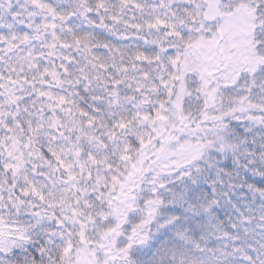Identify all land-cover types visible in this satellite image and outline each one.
<instances>
[{
  "label": "snow or ice",
  "instance_id": "6c2138e0",
  "mask_svg": "<svg viewBox=\"0 0 264 264\" xmlns=\"http://www.w3.org/2000/svg\"><path fill=\"white\" fill-rule=\"evenodd\" d=\"M161 232L152 264H264V0H0V264H142Z\"/></svg>",
  "mask_w": 264,
  "mask_h": 264
},
{
  "label": "trees",
  "instance_id": "16d2710c",
  "mask_svg": "<svg viewBox=\"0 0 264 264\" xmlns=\"http://www.w3.org/2000/svg\"><path fill=\"white\" fill-rule=\"evenodd\" d=\"M222 167L225 168L226 171L234 170L235 165L231 160H227L222 162ZM215 179V176L212 175L210 178L207 179V182L201 183L198 186V193L200 196L205 197V198H211L213 196V188H212V180ZM227 180V178H225ZM176 191L179 192L181 191L180 185H176ZM217 190L219 193L223 194L228 192V189L224 186L217 185L216 186ZM187 195H191V193H187ZM232 201L235 204H238L243 207L245 201L243 199L238 198V196L234 195L232 196ZM171 210V211H170ZM162 214L165 216L168 215H183V208L180 207L179 205H167L165 209L162 210ZM213 217H215L214 220H209L207 217L204 218H197L196 222L201 226V227H207L209 224L212 223H220L223 224L225 227L229 226V220L230 219H235L236 218V211L232 207V205H226L222 208L215 209L213 211ZM191 223V221H189ZM200 234L199 230L197 231L196 235L198 236ZM171 233H164L159 236H157L149 245L147 248L141 249L140 251L145 253L142 259V264H152V261L155 259L156 252L158 249H160L163 244L170 238ZM144 250V251H143ZM147 251V252H145Z\"/></svg>",
  "mask_w": 264,
  "mask_h": 264
},
{
  "label": "rangeland",
  "instance_id": "374dc122",
  "mask_svg": "<svg viewBox=\"0 0 264 264\" xmlns=\"http://www.w3.org/2000/svg\"><path fill=\"white\" fill-rule=\"evenodd\" d=\"M164 233H165V232H161V233H159L157 236H159V235H161V234H164ZM157 236H156V237H157ZM144 250H145V249H144ZM144 250H143V251H144ZM145 252H147V251H145Z\"/></svg>",
  "mask_w": 264,
  "mask_h": 264
}]
</instances>
